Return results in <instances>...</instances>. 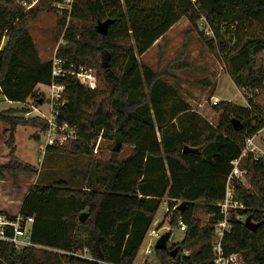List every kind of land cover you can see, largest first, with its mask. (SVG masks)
<instances>
[{
  "label": "trees",
  "instance_id": "1",
  "mask_svg": "<svg viewBox=\"0 0 264 264\" xmlns=\"http://www.w3.org/2000/svg\"><path fill=\"white\" fill-rule=\"evenodd\" d=\"M64 1L52 0L56 5ZM24 2L28 3L0 0V96L21 103L35 95L38 86L63 85L58 123L75 129L78 138L47 152L89 157L90 176L80 187L65 180L34 185L20 215L34 219L31 241L35 247L17 250L0 242V264H37L42 249L64 252L66 264H134L165 199L168 224L175 226L182 219L187 230L183 241L170 249L180 248L176 258L170 250H155L161 264H214V226L223 220L217 204L224 199L232 162L240 158L245 142L264 129V113L250 99L249 109L220 102L214 107L221 113L215 126L196 113L180 115L190 106L177 103L176 88L141 64L139 57L183 18L197 29L204 19L213 32L211 39L201 32L205 45L223 58L234 85L264 89V69L259 64L264 30L243 32L253 21H264V0L74 1L68 26L66 18L59 22V33L66 31L57 58L66 68L98 65V76L109 88L107 96L98 88H87L74 75L53 79L52 62L40 64L31 81L24 82L25 58H38L28 28L39 14L35 9L26 11ZM109 19L115 22L108 35H99L98 23ZM40 101L46 102L43 94L36 104ZM6 114L0 113V121L10 126L12 152L17 127L31 126L43 133L48 129L39 117L26 121ZM234 119L244 126L239 132ZM200 122L210 128V134L199 150L188 149L190 141L201 136ZM100 138L113 142L116 152L124 146L133 150L122 161H95ZM241 168L247 171L251 190L237 186L244 206L237 212L242 221L232 217V231L222 246L226 255L238 254L245 264H264V161L248 157ZM1 170L13 175L31 173L29 166L9 165ZM198 203L211 216L207 225L195 217ZM83 213L88 217L81 223ZM247 220L256 224L254 232L247 228ZM192 247L197 248L186 256L183 252Z\"/></svg>",
  "mask_w": 264,
  "mask_h": 264
},
{
  "label": "rangeland",
  "instance_id": "2",
  "mask_svg": "<svg viewBox=\"0 0 264 264\" xmlns=\"http://www.w3.org/2000/svg\"><path fill=\"white\" fill-rule=\"evenodd\" d=\"M27 1L26 6L22 4L26 11L35 9L39 12L37 18L32 21L28 28L38 58H25L26 67L22 71L24 82L31 81L40 64L52 62L57 57L58 49L65 44L64 33L66 31L64 29L61 34L59 33V22L63 18H66V26L70 22L69 12L64 11L59 4H53L52 0ZM33 3L35 5L30 8ZM51 8H56V10L52 11ZM78 24L89 26L84 22H78ZM200 24L201 22L198 23L197 29L186 18H183L152 49L139 57L140 63L147 65L154 72L163 76L169 84L176 88L177 97L175 101L178 99L188 101L191 104L192 111L205 116L213 126L217 125L220 115L212 106L214 101L230 102L236 107L249 109V100L252 99L264 113V89L253 91L240 89L234 85L228 75V69L223 58L212 54L206 47L205 40L201 36L202 27ZM251 24L252 26L244 28L243 32L249 34L263 32L264 21H253ZM35 60H38V62ZM259 64L264 69V53L259 57ZM86 67L93 70L97 76L95 89H100L107 96L109 88L104 79L98 76L99 66L93 64L91 66L86 65ZM37 88L35 95L32 93L29 99L21 103H11L0 96V113L6 114L8 112L7 116L24 118L26 121L35 118L34 108H37L43 114H49V92L44 87L38 86ZM39 94L44 95L46 99L44 104L43 101L42 104H40L41 101L36 104ZM29 113H31V116L27 117ZM198 131L201 134L200 138L190 141L187 145L188 149L197 148L195 150H199L202 142L210 134V128L208 126L204 127L202 122L198 124ZM194 134L196 135V133ZM9 138L10 126L0 121V168L9 165L29 166L31 173L18 172L13 175L4 170L0 171V214L2 215L8 217L18 216L23 201L34 185L42 186L58 180H65L72 186L80 187L90 176L87 171L90 158L87 156H62L49 152L43 154L40 146L44 143L45 136L38 128L31 126L17 127L15 141L11 144L14 147L13 152L10 149ZM255 145L264 151V129L257 134ZM96 146L98 148L96 147L95 161L110 159L122 161L133 150L132 147L124 146L119 152H116L114 143L104 139L98 141ZM244 188L251 190L250 184H247ZM166 210H168L167 199L163 200L134 264H161V260L155 251L157 239L151 238L153 230L166 226L174 229L168 249L183 241L185 233L175 228L176 225L170 226L168 224L169 217L165 215ZM195 217L200 220L202 225H207L211 220V216L206 212L202 203H198ZM150 244L153 246V251L149 256H144V252ZM196 248H189L183 253L188 256ZM46 250H39L36 257L37 264L67 263V258L63 257L64 252L53 250L51 253ZM84 256L89 258L88 253H85Z\"/></svg>",
  "mask_w": 264,
  "mask_h": 264
},
{
  "label": "built area",
  "instance_id": "3",
  "mask_svg": "<svg viewBox=\"0 0 264 264\" xmlns=\"http://www.w3.org/2000/svg\"><path fill=\"white\" fill-rule=\"evenodd\" d=\"M75 0H65L60 6L63 7L64 11H72V6ZM25 6L27 2L23 3ZM35 4L30 5V8ZM70 9H69V8ZM29 8V7H28ZM202 32L204 35L211 39L213 38V32L207 22L202 19L201 21ZM65 62L63 60L55 57L52 61V76L54 78L63 77L66 75H74L79 81H82L85 86L91 90H95L97 83V76L93 70L87 67H80L75 69L73 66L70 68L65 67ZM41 87L46 88L49 92V114H43L37 108L33 109V114L35 117H39L48 123V129L44 133L45 140L40 146L42 153L45 154L49 147H59L63 146L67 141H74L78 138V133L75 129L70 128L66 123L60 125L58 123V106H63V93L65 87L56 83L51 85ZM219 101H214L212 106L215 107L219 104ZM31 116V113L27 114V117ZM255 138H250L245 142L242 154L239 159L232 162V172L226 181V191L225 196L222 201L217 204L220 214L223 216V220L216 223L214 226L215 240L213 243L214 252V264H245L242 256L238 254L226 255L222 241L223 238L232 231L231 219L235 216L236 220L242 221V218L237 215V212L244 208L243 204L239 200L237 193V186L244 187L250 184V180L247 177V171L241 168V163L248 157H253L254 160L264 161V151L260 150L255 145ZM101 138L99 139V141ZM97 147V146H96ZM98 148V147H97ZM97 148L95 153H97ZM169 212L166 210L165 215ZM34 223L32 217L25 218L20 214L16 217H8L6 215L0 214V242L9 244L17 250H23L31 247H35L31 241V231ZM175 228H178L180 232L185 233L187 228L182 219H179ZM150 232V231H149ZM167 232H171V239L174 229L166 226L161 229H156L151 232V238L158 240ZM171 242V241H170ZM153 251V246L150 244L147 250L144 252V256H149ZM144 264V263H143Z\"/></svg>",
  "mask_w": 264,
  "mask_h": 264
},
{
  "label": "water",
  "instance_id": "4",
  "mask_svg": "<svg viewBox=\"0 0 264 264\" xmlns=\"http://www.w3.org/2000/svg\"><path fill=\"white\" fill-rule=\"evenodd\" d=\"M114 22L115 21L111 19L104 21V22H99L96 27L97 33L101 36H107L109 28L111 25L114 24ZM40 104H42V101L40 102ZM232 122H233V126L236 132H239L243 129L244 126L240 121L234 119ZM87 217H88V213H83L80 217V222L81 223L85 222ZM246 226L252 232H254L257 227L256 224L252 223L250 220L246 221ZM170 241H171V232H167L158 240L155 246V250L157 251L170 250L168 249V245L170 244ZM179 252H180V248L176 247L170 250V255L172 258H176Z\"/></svg>",
  "mask_w": 264,
  "mask_h": 264
},
{
  "label": "crops",
  "instance_id": "5",
  "mask_svg": "<svg viewBox=\"0 0 264 264\" xmlns=\"http://www.w3.org/2000/svg\"><path fill=\"white\" fill-rule=\"evenodd\" d=\"M169 85H171V84H169ZM172 86V85H171ZM217 99V98H216ZM177 103H186L187 105H189L190 106V110H188V111H185V112H182L180 115H183V114H187L188 112H190V113H196L197 115H199L204 121H206V122H208L210 125H212L211 123H210V120H208L205 116H203V115H201L200 113H198V112H196V111H192V109H191V104L188 102V101H186V100H183V99H178L177 101H176ZM228 103H230V102H228ZM220 115H221V113H220ZM220 115H219V118H220ZM219 118H218V120H219ZM175 121V120H174Z\"/></svg>",
  "mask_w": 264,
  "mask_h": 264
}]
</instances>
